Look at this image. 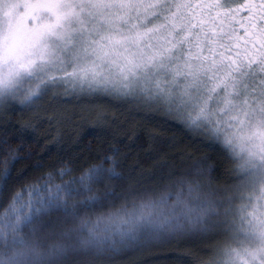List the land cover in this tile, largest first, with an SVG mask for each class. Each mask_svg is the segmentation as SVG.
Wrapping results in <instances>:
<instances>
[{
    "label": "snow or ice",
    "instance_id": "obj_1",
    "mask_svg": "<svg viewBox=\"0 0 264 264\" xmlns=\"http://www.w3.org/2000/svg\"><path fill=\"white\" fill-rule=\"evenodd\" d=\"M113 109L207 151L133 178L113 147L15 186L27 134L104 131ZM17 112L30 118L0 139V264L164 245L187 249L173 264H264V0H0V114Z\"/></svg>",
    "mask_w": 264,
    "mask_h": 264
},
{
    "label": "trees",
    "instance_id": "obj_2",
    "mask_svg": "<svg viewBox=\"0 0 264 264\" xmlns=\"http://www.w3.org/2000/svg\"><path fill=\"white\" fill-rule=\"evenodd\" d=\"M67 107L70 111H79L74 107V102L68 104ZM113 114L117 120L116 124L104 131H93L89 126L87 131L92 134L74 129L71 125L60 133H56L52 132L47 124L36 133L27 134V142L22 145L24 150L19 153L25 158L19 160L12 169L15 186L19 187L39 175L40 170L36 168L37 164H42L45 171L51 166L61 164L77 169L82 166L87 167L90 163L98 162L93 159L97 153L101 150L107 152L113 147L120 149L119 156L123 165L117 171L124 175H131L133 178L139 176L141 171L155 169L158 164L167 163L170 166H179L181 164L179 153L181 152L199 158L207 151L202 147L197 150L199 146L192 145L184 133L175 126H166L161 129L129 109H113L110 116ZM29 118V114L20 112L0 114V139L5 138L6 132L10 139L13 125L24 123ZM137 135L141 137V140H135ZM150 135L158 136L159 140H150ZM149 144L157 149L163 148V151L153 153L155 159H150L147 155ZM16 146L17 143L13 142L12 147ZM5 147L7 146L0 145V153ZM2 159L3 156L0 154V160ZM17 176L21 179L16 180ZM185 251L187 249H176L174 245H164L133 253L119 264H173L174 258Z\"/></svg>",
    "mask_w": 264,
    "mask_h": 264
}]
</instances>
